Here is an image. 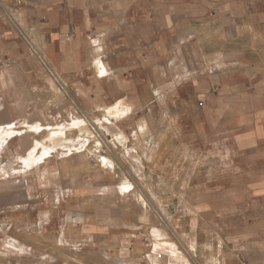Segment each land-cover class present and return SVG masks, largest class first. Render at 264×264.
Listing matches in <instances>:
<instances>
[{
  "label": "crops",
  "instance_id": "obj_1",
  "mask_svg": "<svg viewBox=\"0 0 264 264\" xmlns=\"http://www.w3.org/2000/svg\"><path fill=\"white\" fill-rule=\"evenodd\" d=\"M112 105L130 107L118 119L125 120L120 132L111 133L117 142L125 137L120 147L130 132L127 120L138 127L140 110L146 128L136 133L149 140L143 153L141 143L131 147L132 156L124 152L129 167L121 172L110 169L107 143L98 141L93 155L84 125L66 127L74 145L66 140L44 156L30 131L8 137L0 155L14 138L29 137L21 155L30 162L15 155L24 168L54 159L53 174L72 198L94 202L91 212L82 206V214H73L79 224L97 221L82 235L118 243L145 234L153 221L133 197L137 161L145 158L142 179L162 188L165 201L176 159L178 186L194 178L180 200L190 206L184 203L200 263L264 264V0H0V131L24 122H85L91 108L104 116ZM196 156L199 170L197 160L184 166Z\"/></svg>",
  "mask_w": 264,
  "mask_h": 264
},
{
  "label": "rangeland",
  "instance_id": "obj_2",
  "mask_svg": "<svg viewBox=\"0 0 264 264\" xmlns=\"http://www.w3.org/2000/svg\"><path fill=\"white\" fill-rule=\"evenodd\" d=\"M97 61L99 63V60ZM78 112L74 111L76 117H79ZM88 112L85 122L91 132V134H88L92 138L90 150L92 151L93 147L97 148L100 140L107 143L106 145L102 143V146H104L107 156L113 159V167H109L112 170L116 169L115 173L123 171L124 167H129L128 161L130 159L127 160L128 157L124 154L125 151H129L132 156L131 147H136L139 143H141L139 151L142 153L146 151V141L149 142V140L146 137L139 138L138 133H136V130L143 131L146 128V125L142 126L146 124L141 121L142 110L139 113L135 112L140 116L138 127H135V129L129 128L130 122L128 120L126 122L128 130H130L126 139V147H114L110 141L106 142L100 129V125H102L108 129V132L110 131V134L119 133L120 124L125 121L119 120L125 118L126 115L117 118L110 125V123L103 121V110L99 112L97 109L91 108ZM160 116L158 110L155 115L156 124ZM53 119L57 120V116ZM50 123L55 124V122ZM141 133H144V131ZM30 141L27 136L21 139L14 138L7 149L8 151L0 155V264H157L158 259L150 254L151 246L144 241L145 237L150 240L149 232L152 231L151 229L154 231L155 227L159 228V231L155 229L158 232H152L155 240H150V242L155 244V252H161L165 255L163 256V264L169 263L170 260L171 264H187L189 263L187 260L191 264H201L200 262H203L199 251L195 250L192 242L190 243L192 236L189 233L188 217L190 212L185 208L184 203L189 209L190 206L185 201L180 200L181 197H184L182 194L185 187H190L194 178L190 182L186 180L178 186L179 166L175 162L176 159L174 163L172 161L167 174L168 179L170 177L171 185L163 187L166 189L165 191H169L167 192L169 197L165 201H162L165 198L160 197L165 193L162 188L158 191V187L149 184L150 180L148 178L147 182L142 179V172L145 167L142 161L145 158L137 161L140 166L139 171L135 169L138 175H131V178L135 179L132 189L133 197L137 201H140V195L145 198L146 203L144 206L147 208V215H150L152 218L149 219H153V221H148L145 224V234L139 236L138 233L133 232L124 243H118L116 239L109 242L106 240L107 238L103 239L97 235L91 234L92 237H89L88 234L82 235L83 228L85 229L84 226L89 225L92 229L97 225V221L86 219L84 224H79L75 221L80 218L75 219L73 214L74 212L82 214L80 210L82 206L87 207L91 212L94 202L90 199L76 201L72 198L66 186H61L53 174L54 159L52 162L39 167V169L30 171L28 168H24V162L20 163V158L15 155L23 153L29 146ZM10 152L15 153L12 159L7 158L10 156ZM97 154V152H94L93 155L96 156ZM146 155L144 153L145 157ZM196 160V166L199 170L201 162L198 156L185 162L184 166H193ZM13 161L15 163L10 164ZM16 164L22 166L20 171L11 170L10 167ZM4 166L6 168H3ZM148 168H150V165H148ZM147 172H149V169ZM126 182L131 184L129 180ZM145 182L149 183L145 184ZM154 192L160 194L161 199L155 197V200H153L151 195L153 196ZM177 202L181 204L178 208L179 212L174 214ZM141 204L143 203L140 201ZM18 207L20 208L17 209ZM40 219H42V222ZM61 231L64 232L61 233ZM203 234L198 228L195 234L198 243L202 241ZM159 237L162 240L158 239ZM18 248L24 249V254L17 255L16 249L19 250ZM182 255L184 256L183 259H178ZM153 260L155 261L153 262ZM210 264H218L217 259L212 258Z\"/></svg>",
  "mask_w": 264,
  "mask_h": 264
},
{
  "label": "bare ground",
  "instance_id": "obj_3",
  "mask_svg": "<svg viewBox=\"0 0 264 264\" xmlns=\"http://www.w3.org/2000/svg\"><path fill=\"white\" fill-rule=\"evenodd\" d=\"M129 109H130V107L127 106V105H125L123 107H119L118 105H112L111 107H108L104 111V121L107 122V123H110V125H111V123L114 120L124 116L125 113L127 111H129ZM99 122H101V121H99ZM82 125H84L83 126L84 128L88 129L87 126H86V122H84L83 120H81L80 122L71 124V125L65 124V126H61V127L60 126L59 127H55L52 123L51 124L47 123L45 125H42V124H39V123H36V124H33V125H28L26 122H24V123L21 124V126H15V125L11 126L10 125L8 130L0 131V145H2L3 142L8 139V137H10V136H12L14 134H20V133H24L25 131H30V133L34 136L35 143L37 145H42L43 146L44 152H43V154L41 156H44V154L47 151L53 150V149L57 148L58 146H60V147L64 146L65 145L64 142L66 140L70 141V143L74 145L75 144V136L74 137L66 136V127H75L76 129H78V131H81L83 129V127H80V126H82ZM100 129H101V132L104 135H107L108 140L111 141V143L113 144L114 147H117L119 145L120 146L124 145L123 143H124L125 137L123 139H121L120 142H117V140L115 138H113V137L111 138V134L109 133L110 131L108 132V129L106 127L100 125ZM38 131H41V132L39 134H37ZM56 151H58V150H56ZM56 154H58V152ZM153 154H154V152H153ZM16 156H20L21 158L23 157L25 162H30V159L28 157H25L24 155L16 154ZM37 159L38 158H32V163L36 162ZM3 168H6V166H4ZM10 168L13 171H17V170L20 171V169L22 167L17 166V165H13ZM131 187H132V185L129 184V182L127 184L123 185V189H126V190H128ZM153 196H154V198L157 197V199H160V197L158 196V193L154 192ZM140 201L143 203V205H145L146 200L141 195H140ZM32 233H35V232H32ZM13 249H15V248L13 247ZM16 251L18 252L17 255L24 254V251L21 250V249L20 250L16 249Z\"/></svg>",
  "mask_w": 264,
  "mask_h": 264
},
{
  "label": "built area",
  "instance_id": "obj_4",
  "mask_svg": "<svg viewBox=\"0 0 264 264\" xmlns=\"http://www.w3.org/2000/svg\"><path fill=\"white\" fill-rule=\"evenodd\" d=\"M92 44H93L94 46H95V45H96V46L99 45V39H97V38L93 39V40H92ZM199 104L202 105V102L200 101ZM149 236H150V240H155L154 237H153L154 235H153L152 231L149 232ZM148 240H149V239L145 237L144 241H145V242H148L147 244L151 246V248H150V254L153 255L155 258H157V259H159V260L162 259L163 256H164V254L161 253V252H155V250H154V244L151 243L150 240H149V241H148ZM157 264H163V263H157ZM166 264H167V263H166Z\"/></svg>",
  "mask_w": 264,
  "mask_h": 264
}]
</instances>
